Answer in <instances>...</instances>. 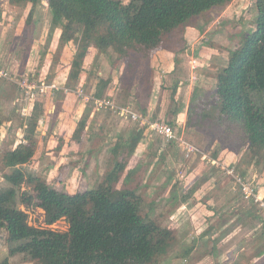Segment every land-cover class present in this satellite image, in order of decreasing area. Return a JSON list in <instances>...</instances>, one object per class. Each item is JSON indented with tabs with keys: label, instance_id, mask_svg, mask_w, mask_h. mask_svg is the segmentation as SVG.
I'll use <instances>...</instances> for the list:
<instances>
[{
	"label": "trees",
	"instance_id": "trees-1",
	"mask_svg": "<svg viewBox=\"0 0 264 264\" xmlns=\"http://www.w3.org/2000/svg\"><path fill=\"white\" fill-rule=\"evenodd\" d=\"M40 1L9 0L16 4L29 3L28 15ZM229 1L45 0L52 23L61 25L59 44L75 41L64 87L68 91L75 90L83 61L90 47L94 46L97 53L113 50L118 58H127L119 74L122 87L119 92L120 97H129L141 60L150 66L152 51L164 38L183 36L184 27L192 17ZM254 8V28L241 35L239 42L228 49L226 64L214 70L216 99L202 100L201 89L196 86L191 93L186 117L187 126L195 125L198 130L211 134L207 144L211 154L216 156L218 149L210 146V141L218 138L221 141L223 133L226 147L235 151L242 147L244 163L253 166L257 158L264 155V0H255ZM108 80V77L98 78L94 90L83 98L85 106L71 134L81 151L90 134L95 132L99 136L103 129L101 124L95 130L90 126L85 128L90 111L94 110L92 119L95 120L102 108L112 110L108 106L95 107V100L104 98L103 89ZM142 81L149 96L152 80L146 77ZM175 93L173 88L171 102H176ZM114 101L118 105L129 104V101L120 102V99ZM145 110L146 105H142L140 113ZM41 113L42 109L34 102L22 124L25 141L3 150L0 157L8 169L4 179L10 184L0 189V229L6 231L9 254L23 253L41 264H158L176 242L175 231L139 213L137 204L141 198L136 189L116 186L128 173L125 168L142 138L143 128L137 126L127 134L117 136L110 147L109 166L97 184L71 193L59 191L38 173L26 172L22 168V164L29 162L34 155ZM3 120L0 115V125ZM41 142L45 145L43 137ZM163 144L167 148L174 145L172 141ZM87 155L81 154L82 161ZM240 171L245 174V170ZM207 177L209 174L204 175L199 184ZM24 182L30 187L18 194L17 190ZM197 187L190 189V193H194ZM19 204L25 208H42L45 225L29 224L28 214ZM256 210L247 209L252 219L260 218ZM59 219L67 222L66 230L49 226ZM257 224L262 230L254 237L260 240L264 236V219L257 220ZM201 231L203 237L209 232L207 228ZM262 247L258 254L264 253ZM189 251L188 247L185 253ZM237 257L240 258L239 254ZM239 258L231 264H238ZM5 262L6 258L0 264Z\"/></svg>",
	"mask_w": 264,
	"mask_h": 264
},
{
	"label": "rangeland",
	"instance_id": "rangeland-1",
	"mask_svg": "<svg viewBox=\"0 0 264 264\" xmlns=\"http://www.w3.org/2000/svg\"><path fill=\"white\" fill-rule=\"evenodd\" d=\"M254 1L231 0L202 14V22L207 23V21L212 22L217 15L222 13L218 22L213 24L216 27H209V30H214V33L210 37L203 39L208 41L209 44H207L212 49L210 52L216 53L213 51L216 49L218 51L216 56L220 53L227 54L228 49L239 42L241 35L245 31L247 32L249 29L254 28L256 17ZM17 6H12L8 3L5 4V8H2L0 5V70L7 72V76H0V115L4 119L0 126V157L3 150L14 147L20 141H25L23 138L24 126L22 124L24 123V118L31 112L34 102H37L38 107L42 109V113L37 123L38 132L36 134L35 152L29 162L22 164V168L26 172L38 173L59 191L72 193L89 188L97 184L98 179L109 166L108 160L111 154L108 153L107 148L109 149L113 146L117 136L127 134L134 127H140V123L129 118L124 121L113 110L102 108L96 117H99L97 122H101L103 129H101V134L98 136L99 139H96L95 142L99 143L101 141L97 145L100 148L98 153L104 152L105 156L98 161L96 171H91L90 167L92 165L90 166L89 163H87L88 165L86 164V167L83 165H80L79 168L70 167L71 162L73 163L72 165L79 162V159L77 160L75 157H72L71 161L69 160V163H65L63 167V163H61L55 170L54 165L52 164L51 166L50 161L53 160L55 162L56 160V163H58L63 155L57 158L51 152L47 154L48 156H45L43 152L55 150L57 154L56 146L58 144L60 146L63 145L65 140L62 136L59 137L57 133H54L56 128L50 127V122L59 110L61 100L66 99L67 102L65 104H67L68 110L73 107L74 109L76 108V111L69 112L76 119L77 110H80L81 107L83 108L86 102V100H82V96L74 91L72 92L75 94L68 93L66 95L67 92L63 89L52 90L49 88L51 84L60 85L66 81L70 60L75 49V41L70 40L63 45L59 44L58 35L61 25L52 23L51 13L45 0H41L36 5L31 15H28L23 9L25 6L28 8L29 3H21L17 4ZM196 18H193V20L199 19ZM237 33L239 35H236ZM208 34H211V32H208ZM213 34H216V38ZM184 41L183 36L179 37V35L164 38L154 50L160 47L170 49L176 55L180 50L187 49ZM186 53L192 54L190 51ZM199 53L201 54V52ZM188 57L184 56L177 59L174 69V74L180 78V82L186 81L178 90L176 97L178 103L183 98L187 100L191 90L188 85L198 83L200 82V77L201 80L203 78L202 73L197 77L198 74H192L191 71L190 75V70L188 71V67L183 63V61L188 62ZM126 59L125 57L118 58L113 50L101 54L97 53L96 47L91 46L83 61L82 71L76 81V86L81 84L79 87L82 88V92L85 93L89 90L88 93H90L92 91L91 87L97 82L98 78L108 77L109 80L103 90L104 95L102 97L111 93L114 100L120 99V102L122 100L126 103L129 101L128 105L134 111L138 110L142 113V105H146L149 99L142 80L149 77L151 81L152 76L156 74L157 68L161 63L157 60L149 61L152 66L147 67L145 61L141 60L138 65V71L134 75L132 94L129 97L122 98L119 92L122 88L119 74L125 65ZM220 66L216 65L209 69L213 70L214 73V70ZM190 67L189 69L197 68ZM192 75H195L194 78ZM187 77H189L188 81L186 80ZM22 78H26L25 83L31 85L29 89L21 85ZM190 79L192 83H190ZM214 83L213 79L210 78V80L205 81V86L202 85L203 87L200 90L202 100L210 102L216 99ZM43 85L46 88L41 89ZM170 91L171 88L165 90V87H163V91L159 94L164 99L168 109L170 107ZM77 96L80 100L77 99ZM116 102L119 103L118 100ZM181 103L183 104V102ZM90 105L93 106L91 103ZM47 109H49V112H46ZM48 113L50 116L46 117ZM145 113L143 112L144 115ZM119 126L122 131H115ZM121 126L124 127L121 129ZM108 132H110L109 135H107ZM200 132L193 125L187 138L199 148L207 150L211 134ZM42 137L45 140V148L42 146ZM220 137L221 141L219 138L210 141V146L217 148L218 153L223 149L219 153L225 161L222 165L233 166L234 170L240 174H243L240 171L241 169L245 170L247 177L257 186L260 193L264 194V155L257 158L254 166L250 164L252 165L251 167L244 163V151L240 147L235 152L236 157H238L231 159V149L226 147L223 133ZM70 143L71 141L68 140L66 144L70 145ZM153 146L155 148L159 146L157 138L153 141ZM42 147L43 152L41 151ZM175 147L178 160L180 150L178 146ZM170 148L174 149V145ZM73 149L68 148L70 152ZM208 153L210 154V151ZM227 153H229L230 158L225 157ZM42 154L45 161L39 163L37 159ZM180 157L179 164L174 165L170 172L168 169L167 173L161 175L163 177L170 173V180L173 179L172 184H140L142 179L145 180L146 178V175L140 170L131 172L126 183H123L122 178L116 184L117 187L123 188L127 186L136 189V194L141 198V201L137 204V210L144 218L154 219L160 225L170 227L175 231L176 242L169 249L170 251L159 260L158 264H231L236 258H239L237 257L238 254L240 256L237 259L238 264H264V253L258 254L259 249L262 246L264 247V236L260 240L254 237L262 230H260L261 227L257 224V220L260 222L262 218L264 219V214L260 211L258 204L252 203V205L250 199L242 196L233 176L226 173L222 165L221 167H216L199 162L196 158L194 160L184 159L181 154ZM66 166H68L69 171ZM129 166H131L130 163L127 164L125 171L131 168ZM77 168L79 169L78 171H73V169ZM82 170L88 173L87 177L81 175ZM6 172H8V169L3 166L0 160V189L10 186L4 179ZM208 173L212 175V178L204 184L202 182L204 188H200L199 182ZM214 181L216 185H213ZM147 182H151V180H147ZM20 186V189L17 190L18 194L22 189L30 187L25 182ZM194 186L198 187L194 193H190L189 190L193 189ZM205 200L209 201L210 205H207ZM203 203L206 205H203ZM215 203L213 210L210 209L203 213L202 209H200L208 208ZM19 207L26 210L29 224L36 226L45 225L42 208H25L22 204H19ZM252 208L253 210L257 209L255 212L260 215V218L252 219L250 217L247 209L250 210ZM205 220L208 224L205 223ZM49 226L62 231L67 229L68 224L64 219H59L49 224ZM206 228L209 232L204 237L201 235V237V230H206ZM6 238V231L0 229V263L6 258L5 264H41L23 253L17 252L10 255ZM188 247L190 251L185 253Z\"/></svg>",
	"mask_w": 264,
	"mask_h": 264
},
{
	"label": "crops",
	"instance_id": "crops-1",
	"mask_svg": "<svg viewBox=\"0 0 264 264\" xmlns=\"http://www.w3.org/2000/svg\"><path fill=\"white\" fill-rule=\"evenodd\" d=\"M8 3L11 4L12 6H14V5L17 6L16 3H11V2H9V0H1L0 5L2 6V8H5V4H8ZM19 4H21V3H19ZM25 4H28V3H25ZM23 9L25 12L28 13L30 10V4H29L28 8H26V6H25ZM221 15H222V13L220 15H217L216 18L214 20H212V22L207 21V23L202 22L203 21L202 15H197V16L192 17L191 21H189V23L184 27V30H183V38L185 40L184 43L186 44L187 49L184 48V49L180 50L175 55L173 53V51H171L170 49L168 50V49L160 47V48H157L156 50L153 51L152 56L150 58V61L157 60L159 63H161V65L157 68L156 74L154 76H152V86H151L152 92H150V95L148 96L149 99H148V103H146L145 116L150 121L163 120L167 123H170L171 125H173V127L177 128L179 130V132L182 134V136L188 141H191L187 137H189V131H191V127H193V126H187V124H186L187 107H188V104L190 101L191 93L196 86H198L200 89L203 86H205L204 85L205 81H208V79L210 80V78H212L213 82H215L213 70H211L209 68H213L216 65L224 66L227 62V54L228 53L227 54L226 53H220L218 56H216V53H218V51H216V49H215L213 51L216 53L210 52L212 49L208 46V44H209L208 41L203 40L204 38H208V36L210 37L212 35V33H214V30L210 31L209 27L210 26H212L213 28L216 27V26H213V24H214V22H218V20L220 19L219 17ZM196 17L199 19H197ZM193 18H196L197 20H193ZM208 32H211V34H208ZM214 36H213V39H214ZM58 37H59V35H58ZM215 38H216V36H215ZM189 51L192 54L186 53ZM199 52H201V54ZM184 56H187V57L189 56L188 60H187L188 62L183 61V63H185L186 67H188V71L190 70V75H191V71H192V74L195 73V75H196V73H197L198 74L197 77H199V74L202 73L203 75L202 74L201 75L203 78L201 80V77H200V79H199L200 82H198V83H193V85L189 84L188 87H191V90L189 92L187 100L185 99L186 100L185 101L183 98L178 103L176 100L178 90H180L181 85L183 83H185L186 81L180 82V78L176 77V75L174 74V69H175V66L177 64V59H180V57H184ZM186 63H188V64H186ZM190 65H191V67L193 66V67H197V68H195V69L191 68ZM204 65H207V66H204ZM189 67L191 69H189ZM195 75H192V77L194 78ZM188 79H189V77H187L186 80L188 81ZM190 83H192L191 79H190ZM58 86H59V89L64 88L63 84H60V85L58 84ZM79 86H81V84L77 85L75 90H73V91L84 98V96L87 95L86 93H88L89 90L86 91L85 93L82 91H81L82 93H80L79 90H81V88ZM163 87H165V90L171 88V91L173 88L176 89V93H175V101L176 102H171V100H170L169 101V104H170L169 109L167 108V105L164 102V99H162L159 96V94L163 91ZM94 88H95V84H93V86L91 87V90L93 91ZM63 90H65V89H63ZM171 91H170V93H171ZM66 92H65L66 95L68 93L69 94H75L74 92L68 91V90H66ZM63 93H64V91H63ZM83 98H82V100H83ZM104 98H110L114 101L111 93H108V96H105ZM169 98H170V96H169ZM77 99L80 100V98H78V96H77ZM66 102H67L66 99L61 100V106H60L59 110L57 111L55 117L50 122V127L56 128L54 133H57V135L59 137L62 136L63 139L65 140L63 142V145L60 146V144H58L56 146L57 150H58L57 154L55 153V150L44 151L43 147L45 145H43V144H42L43 147H42L41 151L45 152V153L43 152V154H45V156H48L47 154H50V152H51V154L57 156V158L61 157L63 155V157H61L62 159H64L63 161H62V159L58 163H56V160H55V162L53 160L50 161L51 166L53 164L55 170H57V168L59 167V165L61 163H63L62 164V167H63V166H65L64 165L65 163H69V160L72 159V157H75L77 160L79 159V162H76L74 165H72L73 163L71 162L70 167L75 166V168L76 167L79 168L80 165H83L82 163H84V166L86 167L88 165L87 163H89L90 166L92 165V167H90L91 171L94 172V171H96V167L99 163L98 161L102 160L101 157L105 156L104 152L98 153L100 148L97 145L101 141L99 143H96L95 140L99 139V137L95 132L94 133L92 132L90 134L89 138L87 139L85 145L83 146L82 151H84V153H82V151L80 150L79 143H77L71 139V134L74 131V128L76 126V122H77L78 118L80 117L83 108L81 107L80 110H77V119H76V118H74V116H72V114H69L70 111H74V110L76 111V108L74 109V107H73L70 110H68V106H67V104H65ZM181 102H183V104ZM46 112H49V109H47ZM94 114H95V112L92 109L90 111L89 118L87 119V123L85 125V128L90 126V129L93 128V130H95L101 124V122H97V121H99L98 120L99 117L97 118L96 115H95V117H96L95 120L92 119ZM47 116H50V114L48 113L46 115V117ZM118 116L120 117V119L125 121V118H123V117L121 118L120 115H118ZM123 127L124 126H121V129ZM140 127L143 128L142 138L138 142V144L135 148V151L129 160V163L131 165L129 167H131V168L130 169L128 168L129 172L127 173L125 178H124V176L122 177V178H124L123 183H126L128 176H129V174H131V172L140 170L143 172V174L146 175L145 180L142 179L140 184H172L173 179L170 180V177H169L170 169L174 165L179 164L180 158H181L180 154L182 155V157L184 159H187V158H185L183 156L182 151L179 149L180 154H179V158L177 160V154H176V150H175L176 149V147H175L176 143L173 142L174 149L173 148H167L163 144V142L165 140L163 138L159 137V135H157L154 131L150 130L146 124L144 126H140ZM115 131L121 132L122 130H120V126H119L118 128H116ZM109 134H110V132H108L107 135H109ZM51 135H53V134H51ZM156 138L159 141V146H157L155 148L153 146V141ZM68 140L71 141L70 145L66 144ZM68 148H71V149L74 148V149L70 152V150H68ZM201 150L206 152L207 154H209L207 150H203V149H201ZM107 151H109L108 153L111 154L110 148L109 149L107 148ZM221 151H223V149ZM235 152H236L235 150L230 151L231 157H232L231 159H236L238 157V156L236 157ZM87 153H88V155H87L86 160L82 161V156L84 154H87ZM219 153L216 156H214L211 153L209 154V156L212 159H214L215 162L205 161V160L199 159L198 154L197 155L193 154L191 157H189V159L194 160L196 158L199 160V162L214 165L216 167H218V166L221 167L222 163H224L225 161L222 159V156L219 155ZM43 154L40 155L39 158L37 159V161L39 163H43L45 161V158L42 157ZM81 154H82V156H81ZM240 154H241V152H240ZM107 157H109V156H107ZM225 157L230 158L229 153H227ZM107 160H108V158L105 161L106 164H107ZM96 162H97V164H96ZM132 162H134V163L132 164ZM247 165H250V164H247ZM250 166L252 167V165H250ZM66 167H67V170L69 171L68 166H66ZM78 168L73 169V171H76V170L78 171L79 170ZM168 169H169V172H168L169 175L167 174L166 176L162 177L161 175L167 173ZM127 171H125V173ZM100 173L102 174V172H100ZM208 174H209V177H207V179L203 181V184L208 182L212 178V175L210 173H208ZM81 175L87 177L88 173H86L84 170H82ZM146 179L151 180V182H147ZM203 184H201L200 188H204ZM213 185H216L215 181L213 182ZM260 195H262V194L260 193ZM209 203L210 202L208 201L207 205H210ZM203 205H206V204L203 203ZM212 206H210L208 208L204 207V208H200V209H202L201 211H203V213H204V212L209 211L210 209L213 210ZM214 213H216V212H214ZM205 222H207V221L205 220Z\"/></svg>",
	"mask_w": 264,
	"mask_h": 264
},
{
	"label": "built area",
	"instance_id": "built-area-1",
	"mask_svg": "<svg viewBox=\"0 0 264 264\" xmlns=\"http://www.w3.org/2000/svg\"><path fill=\"white\" fill-rule=\"evenodd\" d=\"M0 76H7V72H3L2 70H0ZM25 81L26 78H22L21 85L26 86L27 89H29L31 85L29 83L26 84ZM44 88H46L45 85H43L41 89ZM49 88L59 89V86L56 84H51ZM63 89H65V91L67 90L65 87ZM79 92L82 93L81 90H79ZM106 106L110 107L114 112L125 119L129 118L139 122L140 126H144L146 124L150 130L154 131L165 141H172L176 143V146H178V148L182 151L185 158H189L193 154H198L199 159L215 162V160L212 159L209 154L202 151L197 145L186 140L179 132V130L173 127V125H171L170 123H167L163 120L150 121L144 114L134 111L129 105H118L110 98H101L95 100L96 109ZM222 167L224 168L226 173L233 176L236 182V186H238V190L240 191L242 196L252 200L254 203H257L260 211L262 212V214H264V194L260 195V190L257 189V186L250 180V178L245 174L236 172L233 166L228 167L222 165Z\"/></svg>",
	"mask_w": 264,
	"mask_h": 264
}]
</instances>
